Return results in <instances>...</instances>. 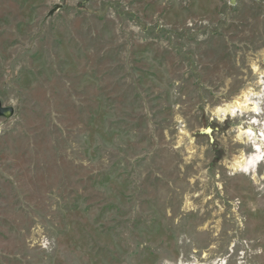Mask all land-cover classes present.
Wrapping results in <instances>:
<instances>
[{"label": "rangeland", "instance_id": "rangeland-1", "mask_svg": "<svg viewBox=\"0 0 264 264\" xmlns=\"http://www.w3.org/2000/svg\"><path fill=\"white\" fill-rule=\"evenodd\" d=\"M0 102V264H264V0H0Z\"/></svg>", "mask_w": 264, "mask_h": 264}, {"label": "bare ground", "instance_id": "bare-ground-1", "mask_svg": "<svg viewBox=\"0 0 264 264\" xmlns=\"http://www.w3.org/2000/svg\"><path fill=\"white\" fill-rule=\"evenodd\" d=\"M254 70L256 71V67ZM253 96L254 94L250 89L243 91L240 97L217 108L215 111L216 116L220 120H224L227 117L234 118L241 116L244 113H251L254 116H258L261 108L257 102L253 101ZM256 120L253 118V121H250L248 124H256ZM262 123L264 122L262 121ZM259 126H261V129L256 135L250 127L246 129L238 128L237 139L239 142L241 144H251L253 150L248 156L241 155L234 159L231 165L232 170L249 174L253 173L255 175L258 166L264 162V124Z\"/></svg>", "mask_w": 264, "mask_h": 264}, {"label": "water", "instance_id": "water-1", "mask_svg": "<svg viewBox=\"0 0 264 264\" xmlns=\"http://www.w3.org/2000/svg\"><path fill=\"white\" fill-rule=\"evenodd\" d=\"M13 115V108L12 107H3L0 102V117L9 119Z\"/></svg>", "mask_w": 264, "mask_h": 264}]
</instances>
